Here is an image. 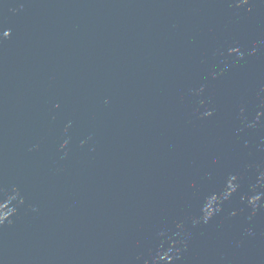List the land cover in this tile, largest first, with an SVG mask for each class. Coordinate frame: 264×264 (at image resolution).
I'll list each match as a JSON object with an SVG mask.
<instances>
[{
	"label": "water",
	"instance_id": "1",
	"mask_svg": "<svg viewBox=\"0 0 264 264\" xmlns=\"http://www.w3.org/2000/svg\"><path fill=\"white\" fill-rule=\"evenodd\" d=\"M230 3L0 0V33L11 31L0 42V201L13 188L24 200L0 227V264H143L156 233L198 215L229 173L247 192L264 166V122L237 136V117L264 110V49L209 73L228 47L264 40V0ZM202 82L211 120L188 91ZM250 211L236 196L208 225L189 224L180 264H264V211L249 222Z\"/></svg>",
	"mask_w": 264,
	"mask_h": 264
},
{
	"label": "clouds",
	"instance_id": "2",
	"mask_svg": "<svg viewBox=\"0 0 264 264\" xmlns=\"http://www.w3.org/2000/svg\"><path fill=\"white\" fill-rule=\"evenodd\" d=\"M251 0H231L230 7L236 9H245L251 11ZM11 36L10 30H5L0 33V42L9 39ZM260 49H264V40H260L257 44H254L250 50L242 49L239 45H233L226 50V56L224 52H220L219 56L224 57L221 60L223 64L222 68L217 70L216 67L210 71L209 75L212 80H218L230 71L234 64L240 63L246 59V56H254ZM227 58H233L228 60ZM207 79V77H205ZM207 84L202 82L198 88H190L189 94L197 98L196 112L198 119L211 120L215 115V108L212 106V100L202 98L205 96ZM264 94V87H261L257 93L258 98ZM108 101L105 100V104ZM59 108V105H56ZM203 109V111H200ZM240 121V127L236 129V135L241 136L246 129L254 130L262 126L264 122V110L257 111L253 118H249L246 115V109L241 106L239 109V115L237 117ZM71 127V122L65 127L64 133L67 135L68 128ZM86 141L81 142L83 146ZM261 145H264V140H261ZM69 140L65 139L60 144V150L64 152L65 156L68 149ZM249 143L244 141V148H248ZM260 147V145H258ZM38 149V145L34 146ZM219 160L214 159L213 164H218ZM252 166H249L251 168ZM256 175L253 183L248 186L247 192H241V180L242 177L239 174L229 173L223 181V186L218 191L209 192L202 199L199 204L198 215H194L188 218L187 221H180L176 223L175 230L171 233L168 230L161 229L156 233V238L159 243L153 250H150L148 255L150 260H144L143 264H180L183 258V254L188 250L189 240L191 238V231L189 230V224L191 228H196L199 225H208L216 216L220 215L224 211L226 203L230 202L233 197L238 196L241 203L245 204L246 208L250 209V214L247 219L252 221L253 217L258 212L264 211V166L255 165ZM208 179L211 180L212 176L209 174ZM14 201H18L16 207H10ZM24 204V200L19 195V190L12 189V193L7 195L2 201H0V227L7 222L9 225L12 223V217L16 215V208ZM32 211H37L33 208ZM243 211V209H241ZM237 212L235 210L229 213L230 217H235ZM242 235L244 237H252L255 235L253 230L245 228ZM143 259L142 256H137L136 260L139 262Z\"/></svg>",
	"mask_w": 264,
	"mask_h": 264
}]
</instances>
